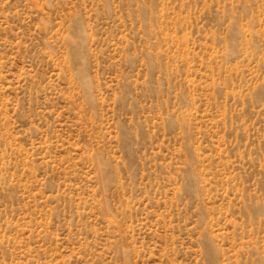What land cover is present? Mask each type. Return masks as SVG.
<instances>
[{
    "label": "rangeland",
    "instance_id": "374dc122",
    "mask_svg": "<svg viewBox=\"0 0 264 264\" xmlns=\"http://www.w3.org/2000/svg\"><path fill=\"white\" fill-rule=\"evenodd\" d=\"M0 264H264V0H0Z\"/></svg>",
    "mask_w": 264,
    "mask_h": 264
}]
</instances>
